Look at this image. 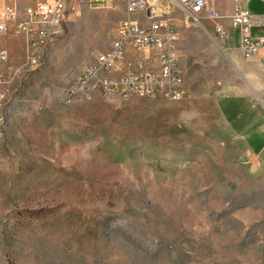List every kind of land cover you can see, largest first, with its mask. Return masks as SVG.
Segmentation results:
<instances>
[{
  "label": "rangeland",
  "instance_id": "374dc122",
  "mask_svg": "<svg viewBox=\"0 0 264 264\" xmlns=\"http://www.w3.org/2000/svg\"><path fill=\"white\" fill-rule=\"evenodd\" d=\"M125 2H71L38 64L2 87L0 264H264V170L251 172L218 116L232 71L209 21L177 0L144 2L179 32V101L65 103L118 23L143 20ZM1 46L8 65L22 60L11 27ZM142 70L156 63L129 50L113 74Z\"/></svg>",
  "mask_w": 264,
  "mask_h": 264
},
{
  "label": "built area",
  "instance_id": "2783aa9c",
  "mask_svg": "<svg viewBox=\"0 0 264 264\" xmlns=\"http://www.w3.org/2000/svg\"><path fill=\"white\" fill-rule=\"evenodd\" d=\"M30 1L22 8L18 7L17 0H3L0 5V66L4 65L6 68L5 72H0V96L4 85L10 84L23 71L38 64V50L46 47L58 34L67 8L77 0ZM82 1L88 5L104 2ZM145 1L126 0V11L129 14L141 11L145 13ZM177 2L186 19L198 23L203 18L212 23L213 33L217 38L223 35L219 21L227 19L232 27L238 29L240 48L245 55L264 46V38L257 41L250 39V16L243 8L235 6L229 15L222 16L207 0ZM8 27L23 41V58L14 66L8 65L7 52L1 46V37ZM178 42L179 32L170 20L156 18L152 13H145L143 20L139 21L123 19L116 27L108 50L97 53L93 63L78 73L74 83L66 89L65 103L90 99L99 93L116 94L124 100L160 95L170 101H179L183 95V78L178 68ZM129 50L142 55L143 60L149 64L152 58L156 63V70L114 75Z\"/></svg>",
  "mask_w": 264,
  "mask_h": 264
},
{
  "label": "crops",
  "instance_id": "0c3cea01",
  "mask_svg": "<svg viewBox=\"0 0 264 264\" xmlns=\"http://www.w3.org/2000/svg\"><path fill=\"white\" fill-rule=\"evenodd\" d=\"M207 1L222 16L229 15L235 6L243 8L250 16V39L264 38L263 0ZM30 2L17 0V5L22 8L21 4ZM219 24L223 35L218 39L232 73L227 92L217 99V113L227 135L243 149L246 166L251 172L261 171L264 170V46L245 55L240 48L238 29L225 18ZM209 35L217 38L212 23Z\"/></svg>",
  "mask_w": 264,
  "mask_h": 264
}]
</instances>
